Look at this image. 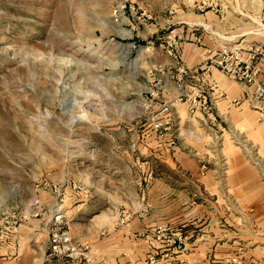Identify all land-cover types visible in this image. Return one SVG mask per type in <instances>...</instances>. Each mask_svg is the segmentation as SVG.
Here are the masks:
<instances>
[{"label":"rangeland","instance_id":"obj_1","mask_svg":"<svg viewBox=\"0 0 264 264\" xmlns=\"http://www.w3.org/2000/svg\"><path fill=\"white\" fill-rule=\"evenodd\" d=\"M194 28L219 48L264 45V0H0V242L48 199L68 228L106 206L125 226L180 190L194 206L214 203L196 170L177 163L196 153L171 111L185 64L178 45ZM199 167L216 171L217 239L236 241L241 264L260 245L245 264H264V211L232 208L224 166ZM159 226L178 232L162 222L153 238Z\"/></svg>","mask_w":264,"mask_h":264},{"label":"crops","instance_id":"obj_2","mask_svg":"<svg viewBox=\"0 0 264 264\" xmlns=\"http://www.w3.org/2000/svg\"><path fill=\"white\" fill-rule=\"evenodd\" d=\"M187 32H190L186 35L189 42L180 43L178 50L185 63L183 65L194 69L204 63L209 52H215L219 47L213 37L206 35V31L194 28ZM257 80L264 85V65ZM204 85L207 89L215 86L222 93L211 95L219 125L201 114L191 116L187 102H175L171 111L179 112L181 117L178 138L182 146H191L196 153V160H189L184 155L177 163L186 172L196 170V183L206 186L205 193L216 196L214 203L203 200L194 206L195 203H187L190 199L186 198L184 190H180L182 193H178L177 199H168V203L161 206L150 205L148 211L135 213L125 226L118 224L119 215L112 206L93 212L92 208L83 209L85 204L77 205L74 212L83 211L70 221L69 231L73 239L88 246V264H145L147 256L157 247L153 239L154 227L162 222H169L177 227L179 233H186L191 238L185 249L174 256V264L179 260L189 264H231L236 241L227 238L221 242L217 239L224 236L220 225L224 222L213 209L223 205L212 181L216 171L202 172L199 164L224 166L228 196L235 200L234 203L232 199L228 202L232 208L241 212L264 211V119L258 120L262 112H256L249 103L253 88L243 87L213 68ZM169 92L174 94L173 87ZM235 101L238 104H234ZM46 204H40L35 216L27 214L24 221L10 228L6 238L0 242V264H42L48 220L56 209L55 200L48 199ZM196 229L200 233L192 236ZM260 248L257 245L249 249L243 263Z\"/></svg>","mask_w":264,"mask_h":264},{"label":"built area","instance_id":"obj_3","mask_svg":"<svg viewBox=\"0 0 264 264\" xmlns=\"http://www.w3.org/2000/svg\"><path fill=\"white\" fill-rule=\"evenodd\" d=\"M173 49L168 51L172 55ZM264 65V45L237 43L224 44L215 52H209L204 63L194 69L184 65L178 67L175 79L176 102H187L188 113L201 114L206 120L219 125L211 100L212 93L222 95L219 89L211 86L207 89L204 81L208 80L210 69H216L222 75L243 87L253 88L249 103L256 112H262L258 120L264 119V85L257 78ZM234 104H238L237 101ZM151 179V175L149 176ZM157 244L154 253L146 258L147 264H174L173 259L183 251L188 243V236L166 226L157 227L154 233ZM88 246L81 244L70 235L67 222L59 210L53 212L48 220L47 241L42 264H81L89 263ZM232 264H241L238 257L231 258ZM175 264H189L185 260Z\"/></svg>","mask_w":264,"mask_h":264}]
</instances>
